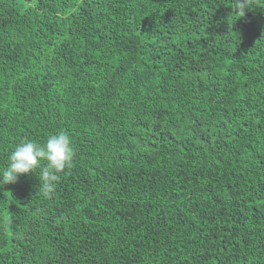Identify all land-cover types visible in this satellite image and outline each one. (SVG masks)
Instances as JSON below:
<instances>
[{"label":"trees","instance_id":"16d2710c","mask_svg":"<svg viewBox=\"0 0 264 264\" xmlns=\"http://www.w3.org/2000/svg\"><path fill=\"white\" fill-rule=\"evenodd\" d=\"M0 0V264H264V0Z\"/></svg>","mask_w":264,"mask_h":264},{"label":"clouds","instance_id":"9594fccd","mask_svg":"<svg viewBox=\"0 0 264 264\" xmlns=\"http://www.w3.org/2000/svg\"><path fill=\"white\" fill-rule=\"evenodd\" d=\"M230 5L242 17L249 8V0H231ZM75 155L72 139L64 130L50 134L43 143L22 139L8 154L6 165L0 168V186L13 184L29 173L35 175L39 170V191L51 197L60 174L72 167Z\"/></svg>","mask_w":264,"mask_h":264}]
</instances>
